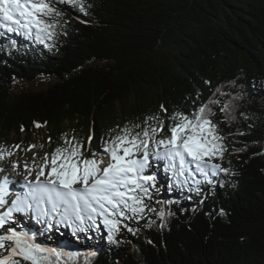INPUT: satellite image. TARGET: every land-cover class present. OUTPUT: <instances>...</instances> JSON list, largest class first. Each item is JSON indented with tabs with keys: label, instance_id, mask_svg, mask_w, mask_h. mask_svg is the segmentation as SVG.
Listing matches in <instances>:
<instances>
[{
	"label": "trees",
	"instance_id": "16d2710c",
	"mask_svg": "<svg viewBox=\"0 0 264 264\" xmlns=\"http://www.w3.org/2000/svg\"><path fill=\"white\" fill-rule=\"evenodd\" d=\"M83 6L56 4L63 16L50 47L0 28V166L12 162L7 150L37 148L42 137L47 153L75 137L91 156L150 116L164 121L165 135L173 115L216 99L212 119L227 150L212 161L227 171L208 184L198 173L174 177L161 163V183L145 198L156 211L122 220L113 241L102 223L73 235L43 222L37 241L79 252L71 264H264V0ZM43 79V90L27 87Z\"/></svg>",
	"mask_w": 264,
	"mask_h": 264
},
{
	"label": "snow or ice",
	"instance_id": "6c2138e0",
	"mask_svg": "<svg viewBox=\"0 0 264 264\" xmlns=\"http://www.w3.org/2000/svg\"><path fill=\"white\" fill-rule=\"evenodd\" d=\"M57 3L85 12L83 0H0V28L50 47L45 42L57 35L55 21L63 16ZM218 103L212 99L190 115L176 113L165 135H161L164 121L157 116L147 117L144 126H125L103 142L102 151H92L91 156L85 155L82 141L65 137L66 146L45 153L35 166L25 164L27 174L20 184L23 191H11L5 177L0 183V264H71L80 256L79 252L39 243L23 218H35L48 229L69 227L73 235L99 230L102 223L108 240L113 241L122 220L142 217L146 210L156 211L145 198L151 200V190L156 189L153 169L160 167L159 162L174 177L198 173L212 184L211 177L227 171L211 163L222 159L227 150L225 137L212 119L215 113L210 105ZM229 107L222 105L226 115ZM91 141L89 136V146ZM5 151L0 148V160ZM18 167L12 165L14 170ZM159 215L163 219L164 213ZM123 227L135 232L126 224Z\"/></svg>",
	"mask_w": 264,
	"mask_h": 264
},
{
	"label": "rangeland",
	"instance_id": "374dc122",
	"mask_svg": "<svg viewBox=\"0 0 264 264\" xmlns=\"http://www.w3.org/2000/svg\"><path fill=\"white\" fill-rule=\"evenodd\" d=\"M48 84H49V81L46 79H43L40 82L31 84L27 87L32 89V90L41 91L44 88H46V86ZM16 88H17V91H19L21 88H23V85L18 84ZM42 140H43V137L37 138L36 139L37 148L36 147L32 148L30 151L28 150V148H25L23 146L17 147L16 149L12 148L11 150H7L8 151L7 154H10L9 158L12 159V162H9V161L7 162L5 160L3 162L4 164L2 166H0V169H3V171H0V176H3V177H1L0 183H2L3 179L6 177L10 182V190L11 191H23V189L20 187V184L23 183V178L27 174L25 172V164H27L29 167L35 166V164H38L40 162V160L44 156V154L47 153L46 152L47 149L44 148L43 145L41 144ZM34 157H35V161L33 159ZM211 163H214V162L211 161ZM13 164H18L19 167L14 170L12 168ZM159 164H161V163L159 162ZM153 170L156 171V174H157V172H159L158 169H153ZM217 177H218V174L212 178L215 179ZM23 221L25 222V218H23ZM30 224H31V228H33L34 230H35V228L37 229V231H38V229H41L40 228L41 224H39V225L38 224L34 225L32 223H30ZM27 225H29V224H27Z\"/></svg>",
	"mask_w": 264,
	"mask_h": 264
},
{
	"label": "bare ground",
	"instance_id": "6f19581e",
	"mask_svg": "<svg viewBox=\"0 0 264 264\" xmlns=\"http://www.w3.org/2000/svg\"><path fill=\"white\" fill-rule=\"evenodd\" d=\"M41 238H42V237H41ZM41 238H40V239H41ZM41 241H42V240H41Z\"/></svg>",
	"mask_w": 264,
	"mask_h": 264
}]
</instances>
